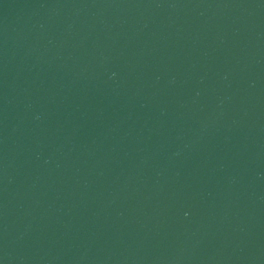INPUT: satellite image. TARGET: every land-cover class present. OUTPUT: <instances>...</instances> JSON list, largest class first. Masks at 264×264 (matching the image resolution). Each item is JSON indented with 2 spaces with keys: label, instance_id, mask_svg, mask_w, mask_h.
<instances>
[{
  "label": "water",
  "instance_id": "95a60500",
  "mask_svg": "<svg viewBox=\"0 0 264 264\" xmlns=\"http://www.w3.org/2000/svg\"><path fill=\"white\" fill-rule=\"evenodd\" d=\"M0 264H264V0H0Z\"/></svg>",
  "mask_w": 264,
  "mask_h": 264
}]
</instances>
